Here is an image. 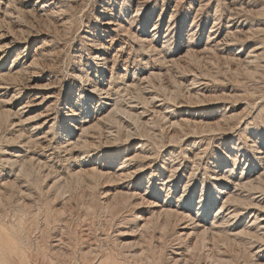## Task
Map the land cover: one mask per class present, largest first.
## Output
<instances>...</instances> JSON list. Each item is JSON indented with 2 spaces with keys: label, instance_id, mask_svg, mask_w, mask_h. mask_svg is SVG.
Wrapping results in <instances>:
<instances>
[{
  "label": "rangeland",
  "instance_id": "374dc122",
  "mask_svg": "<svg viewBox=\"0 0 264 264\" xmlns=\"http://www.w3.org/2000/svg\"><path fill=\"white\" fill-rule=\"evenodd\" d=\"M57 1H60L63 7L66 6L63 8L64 10H62L64 15H58L56 19L50 18V22H46L44 19L38 20L34 18H29L27 21L23 20L22 26L25 31H40L46 34L49 44H52V47L49 45V49L54 57L50 58L51 61L49 60L48 65L43 70L37 69L27 72L28 75L25 76V80L28 81V84H26L31 85V89H35L31 90L29 88L31 91H28V89L23 90L19 98H13L14 91L15 93L18 92V87L4 84H2L3 86L1 87L0 85V111L9 109L12 112H10L12 114L9 119L10 125L7 128L8 130L4 132V135L7 137H10L13 132L12 130H19L21 127H24L26 134L25 138H29L30 136L33 137L35 134H38V138H40L42 132L48 131V127L46 128V126L48 125L49 119L51 117H57V112L65 107V100L72 98L74 94L77 93V85L72 76V71L76 69L80 63L81 65L88 63V66L92 64V55L97 53L95 49L97 42L94 44V47L90 46L92 44L91 40L93 39V35H96L94 31L95 28L101 27L99 25L101 22L111 18L108 16H99L98 13L100 10L102 11L101 5L108 7V5L105 6L104 3H101V0ZM110 1L109 4L111 5L115 0ZM49 2L50 0H47V3L45 2L43 4L46 5ZM6 3L7 0H0V20L2 21V23H0V45H2V43L6 45L11 38L19 42L16 47L8 50L1 59V74L6 73L10 67L14 65L12 60L16 58L15 56L18 50L22 49V51H24L26 46L25 50L27 51L24 52V55L28 57L35 46L42 42L41 39L26 41V37H19L18 34L15 35L10 33L7 25V19L11 20L12 29L15 30L14 33L16 31L18 32V29H21L22 26L20 27L14 23L17 18V13L15 12H17L18 9H26V7L33 6L35 4L34 1L20 0L17 2L18 5L15 4V7H17L16 9L10 7L9 4L6 5ZM116 4L115 7L112 8V6H110L108 9L113 10L111 12H114V10L120 12L122 8L127 9L125 18L131 21L135 20V24L129 26L130 30L133 33L136 32L135 34L139 35L141 38L151 41L152 46H155L156 52L150 54L143 52L139 49V44L135 43L134 40L127 39V44L123 45V53L119 55L122 60L126 58L129 59L127 63L128 69L127 72L123 71V61H120L118 65L115 63V72L118 73V76H115L118 79L115 84H120V90H122L123 83H120L122 79L128 82H131V80L138 82L141 81L143 77H146V75L149 76L150 73L163 75L159 80L164 82V86L168 88L167 90L171 89L174 93L176 89L174 94L178 98L177 101L179 100L182 102V99L184 100L182 102V107H175L176 112L172 117L168 116V119L169 117L178 120L179 118L188 119L192 124L197 122L196 126L199 128L193 129L190 128V125H184L185 127L182 126V129L177 127L176 132L178 134L188 132V135L183 138L182 144L169 143L170 134L173 135L174 131H171L172 129L167 119L162 121L159 120L158 117H155L157 123L152 131L148 133L145 129L139 130V134L143 138L135 136L129 142H113L112 139L107 140L106 134H102L99 139L96 138L97 136H94L96 138L94 142L96 143L94 147L91 148L94 155L90 149L92 152L90 155L93 156L87 159L91 160L95 165H100L102 161L109 160L110 163L112 162L111 164H114L115 169H118L122 162L121 160L125 158L130 159L134 157L137 152L143 151L146 153L145 156L147 155V157H149V159L146 157L143 163L146 169L141 171L140 176L137 175L132 179L107 183L108 185L103 184L102 186V184H100L99 187L95 186L96 189L93 188V190H91L92 193L94 191L93 194L95 195H93L82 183L78 186L75 185L76 187L74 186V189H71V192L69 191L70 193L67 192L60 197L55 195L53 191H50L55 173L54 176L51 174L53 177L47 179L44 183H40L39 181L36 182V179H38L37 176H39V178L42 177L44 174L43 171L45 172L49 167H52L53 170L56 168L57 174L64 176L68 171L69 164L73 165L71 167L76 169L72 162L74 160H70L69 164L68 162L65 163L63 160L67 158L66 155L62 151L58 152L54 149V146L51 147V150L50 148L46 149V153L44 152L43 155L42 153L34 155L35 159L39 158L41 162L39 165L41 171L40 174L39 169L37 170L38 172L35 171L34 173L36 174H34L33 178L30 180V184H25L27 186L25 188H29L28 193L30 195L32 194L31 197H28L25 201L21 200L22 202L5 203V205L2 204V206H0V227L3 228H0V248L5 253V259H8V264H175L174 260L179 258V262L176 264H214V262L215 264H262L264 261H262V258H264V231H261L258 227L259 222L264 223V221H261V219H264L263 210H259L254 206H232L233 208L230 209V212L235 208L242 210L241 216L238 215L235 219L234 217L227 216L226 212L223 214L224 217L227 216L226 219L230 218L231 224L229 225L233 227H230L232 231L238 232L242 230V228L244 229L245 226V228H248L252 233H259V237L252 240L248 238H242V240L236 239V243L233 241L227 245L228 248L227 246L221 247V251H216L211 248L212 250L206 252L205 249L190 251L183 245H180L176 233H184L186 231L181 229L182 226L186 225L185 223H182L183 225L180 224L178 228H175L176 230L172 227H168L163 236L156 232L153 235L141 238L140 230L142 229L145 218L148 220L147 218L152 216L150 211L156 209H151L143 204H140L141 206H136L135 203L138 204L140 202V197L146 194L145 188L147 185L145 184V178H151L152 181L155 182V185L161 184V180L170 176L171 167H179L173 178L176 182L174 181L169 184V189H171V191L165 202L167 203L168 200L171 199L167 204H171V206L178 205L175 202L180 198V194L183 192L182 188L184 187V183L190 178L191 171L197 168L194 177V184H197L193 188L195 194H191L190 196L193 204L189 212L193 216L196 215V205L200 202L201 195L207 193L209 196L210 194V190H202L200 182L207 180L208 175L213 171L212 169L216 166L215 157H219L223 162L218 171L222 170L226 172L228 168L230 170L233 161L232 159H226L222 154L231 155L230 157L232 158L234 145L241 147V151L238 152V162L234 168L235 173H230L233 175V179L236 180L240 178L241 169H244V174L246 173L250 177H256L257 172H259L258 174L264 172V167L255 163L256 160L253 159L252 149L248 147L251 146L253 142V146L256 148L260 147L261 152L264 151V0H116ZM68 6H72L73 9L65 10ZM6 8H10L11 10H8L14 13V15L9 12V14H7L8 17L6 15V22L3 23L5 14H3L4 12L2 11ZM58 8V5H50V9L55 10ZM137 8L139 11L136 13L135 10H137ZM62 12L58 14H62ZM94 17L99 18V24L96 23ZM113 19L114 21L117 20V22L120 21L124 23V21L120 20L116 15ZM52 21L55 22L54 25ZM153 25L155 27H153ZM103 35L104 40L108 39L109 35L107 33H103ZM167 35L174 37L171 52H178L176 53L177 55L175 54L174 59H181L180 61L183 65V67L181 66L183 70L175 67L178 68L177 70H180V72L174 67H171L170 71L172 70L171 72L174 75H171V73L170 75L176 77H173V79L169 77L170 75L168 73H165V69L170 64L166 65V68L163 66L162 69L158 68L160 67L159 63L156 64V60L161 59L162 56V54L156 55V53L158 51H164V49L166 51V48L162 44L168 41L164 39ZM83 36L89 40L82 39ZM153 37L154 39L152 40ZM97 39H99L98 36ZM118 44L119 42L114 45L113 49L118 50ZM188 49H190V51L194 50L192 56L182 58ZM111 52L107 55L109 62L111 61L110 63L108 62L107 65L109 70L113 66L112 59L115 54V52ZM232 52L233 54L239 53V62H243L244 59L246 60L242 67H228L223 64V60ZM0 55L2 56L3 53L0 52ZM248 57L250 58L248 59L249 61L246 59ZM187 58H189V61L186 60ZM185 60L187 63L184 62ZM146 62H148L149 65H146ZM193 62L194 65L192 64ZM246 62L248 64L245 67ZM136 65L138 66L136 67ZM185 65L189 67V69H187ZM144 66H148V68H145L147 70L144 69ZM234 67H236V69ZM104 72L105 76L103 80L105 81L107 77L108 81H110L111 74L108 70H104ZM133 73H135V75ZM181 73L186 76L188 74L187 79L182 78ZM193 78H196L195 80L198 86L196 84V89H194V91L193 89L188 91L185 89V86L187 85L188 87V83L190 84ZM174 79L178 81L181 80V82L184 81L182 83L183 86L180 84L181 87L178 88L176 84L178 89L174 88L176 87V85H174ZM153 81L156 85L159 83L157 79ZM192 87L193 86H189L188 89ZM69 88H71L72 91L69 93L68 97L66 93ZM147 91L151 93L153 90L149 88ZM47 94H52L55 98H53L49 110H46L47 104L44 106L40 105V103L43 104L45 102L41 101ZM187 94H189V96ZM121 95L124 97L125 94L122 93ZM194 95L198 97H194ZM27 96L29 99H27ZM111 99L113 100L114 98ZM124 99H128V96ZM29 100H31L33 104H29L28 107L27 102ZM69 103H72L71 99H69ZM183 103L186 105L184 104V106ZM109 104L112 105L113 102H109ZM160 104L161 103H156L155 108ZM135 105L138 113H141L142 105L140 103L139 105ZM151 107L153 106L147 109H151ZM43 111L47 115L51 114V116L49 115L48 118L45 117L46 115ZM222 114L225 116V122L221 119L223 117ZM37 115L39 119L24 121L29 119V117L32 118ZM148 115H151V111H148L146 115H144V118H150ZM219 116L221 117L219 118ZM21 119L24 123L19 127V121ZM220 119L221 123L218 122ZM44 121H46V124L42 127L43 131L37 129L31 132L34 127L31 129L30 125H34L36 122L42 123ZM11 123L16 124L12 126ZM51 123L52 122L49 124ZM210 123V126H215L219 123L221 127L218 129L215 127L216 132H209L204 126ZM15 126L18 127L16 128ZM63 126L66 127L67 125L63 123ZM55 127L58 128L57 125H55ZM219 129L223 130L217 132ZM112 131L115 132L116 130ZM161 146L164 147L161 148ZM14 147L15 146L11 148V146H7L6 149L9 150H7V154L16 152V147L18 146ZM26 151L27 150H25V152H17L18 154L15 153L14 156H23L26 154H29L30 157L33 156L34 153H30L31 150ZM196 153H199V155L201 154V157H198L200 158L199 167L194 166V164L192 165V162L197 161H192L193 155L195 156ZM82 156L84 155H79V159L86 161V156ZM258 157L263 158L264 155L256 154L254 158ZM247 162L248 164H246ZM35 163L37 164V162ZM46 164H48L49 167H47ZM41 165H46V167H42ZM128 166L132 168L134 162L128 163ZM41 168L44 169L42 170ZM4 173H6V171ZM1 178L2 177H0V179ZM33 179L35 182L32 181ZM60 179L61 178H58L57 180ZM153 188L154 186L150 191H152ZM164 188L163 191L160 192L161 197L166 195ZM166 190H168V188H166ZM189 192L190 189L186 194L185 200L189 197ZM127 193H133L135 197L124 202L123 199H125ZM242 193V197H246L248 194L246 192ZM90 194L93 196H90ZM258 194L260 193L253 195L254 197L252 196L251 198H254L252 200H255V203L264 206V196ZM115 195H117V198L120 196L119 199H116L117 202L119 201V204L116 208L107 207L109 202L116 198ZM32 196H34V198ZM112 196H114L113 199ZM123 196L124 198H122ZM26 201L28 204H24ZM158 201L160 202L161 200ZM215 207L216 206L209 208L210 215L208 213L206 217L207 220L212 217L211 212L214 211ZM15 208H19L22 213L15 212ZM256 216L259 218L257 220L258 222L256 221L253 224ZM220 217H222V215ZM209 222L210 220L208 222L206 221V223ZM3 230L5 233L1 232ZM11 232L12 235L17 232L16 234L19 240L18 245L20 247H13L7 242V236L11 235ZM249 241L251 242L249 243ZM134 242H136V245ZM222 249H224V252ZM12 252H14V254ZM177 253L182 255L176 256ZM213 258H217L215 259L216 261Z\"/></svg>",
  "mask_w": 264,
  "mask_h": 264
},
{
  "label": "bare ground",
  "instance_id": "6f19581e",
  "mask_svg": "<svg viewBox=\"0 0 264 264\" xmlns=\"http://www.w3.org/2000/svg\"><path fill=\"white\" fill-rule=\"evenodd\" d=\"M18 1H20V0H7L6 5L9 4L10 7H12L13 9H16L17 7H15L16 6L15 4H17ZM33 1L35 3L33 6L26 7V9L21 8L22 10L18 9L17 12H15V13H17V18L14 21V23L16 25L21 27L23 20L27 21L29 18H34V19H38V20L44 19L46 22L47 21L50 22V20L52 18L56 19V18H58V15H64L62 10H64L63 8H65L66 6L63 7V5L61 4L60 1L50 0V2L48 3L49 6H48V4H46V5L43 4L45 2L47 3V0H33ZM110 2H111L110 0H108V1L101 0V3H104L105 6L108 5V7H104L100 4L102 11L101 10H100V12L98 11L99 16L111 17L109 20L101 22L99 24V18L94 17L96 23H98L102 28L101 27L95 28L94 31L96 32V35L95 34L93 35V39L91 40L92 44L90 43L91 44L90 46L94 47V44H96V42H97V45H95V47H96L95 49H96L97 53L92 55V64L90 66H88V63L83 64V65H81V63H80L78 65V67H76V69H74L72 71V76H73L74 80L76 81V85H77V90H76L77 93L74 94V96L72 95L73 96L72 98H68L65 100V102H66L65 107L57 112V117H51L49 119L48 125L46 126V128L48 127V131H46L44 133L42 132V135L40 136V138H38V134H35L33 137L30 136L29 138H25L26 134L24 131V127H21V128H19V130H12L13 132L11 133L10 137H7L6 135H4V132H5V130H8L7 128L10 125L9 119L11 118L10 116L12 115L11 114L12 112L9 109H7V110L3 109L0 111V177H2L0 179V206H2V204L5 205V203L19 202L21 200L25 201V199H27L28 197H31L32 194L30 195L28 193L29 188L26 189L25 187H27V186L25 184H28V185L30 184V180L33 178L34 174H36L34 172L39 169V165L41 164V162L39 161V158L35 159L34 155H37V153H42V155H43L46 149L50 148V150H51V147H53V146H54V149H56L58 152L62 151L66 155L67 158H64V160H63V161H65V163L68 162V164H69L70 160L73 159L74 161H72V162L74 163V165H75L74 167H76V169L72 168L71 166H73V165L69 164L68 171L66 172V174H64V176H62L60 174H57L56 168H55V170H53L52 167L50 168L48 166V164H46L47 167H49V168H47L48 170H45V172L43 171L44 174L42 175V177L39 178V176H37L38 179H36V182L39 181L40 183H44L47 179L53 177L54 173H55L54 181H52V185L50 186V191H53L55 195H58L60 197V196H63L64 194H66L67 192H69L71 189H74L75 185L78 186L81 183L84 186H86V188L89 189V191L92 193L91 190H93V188H95V186L99 187L100 184H102V186H103V184L106 185L107 183H111V182H119V181H124L126 179H132L133 177H136L137 175L140 176L141 171L146 169L145 164H143V163L146 160L147 155L145 156L146 153H144L143 151L137 152L136 155L130 159L125 158L124 160H121L122 162L120 163L118 169H115L114 164H111L112 162L110 163L109 160L108 161H102L101 162L102 164H100V165L93 164V162L91 160H88L90 157H92L94 155V152L91 148L94 147V145L96 143V142H94V139L95 140H96V138L99 139L102 136V134H106L107 140L112 139L113 142H119V141L129 142L135 136H140L141 138H143L139 134V130L145 129L148 131V133L150 131H152L156 127V123H157L156 122L157 120L155 119V117H158L159 120H162V121L167 119L168 122L170 123V128L172 129L171 131H174L173 135L170 134V142L169 143L182 144V140L185 136L188 135L187 134L188 132L183 133V134H178L176 132L177 127L179 129H182V126L185 127L187 125H190V128H193V129L199 128L196 126L197 122H194V124H192L191 121H189L188 119L179 118V120H178V119L170 118L176 112L175 107L181 108L182 102L184 100L182 99V102L179 100H178L179 102L177 101L178 98L174 94L176 92V89H175L174 93L171 89L170 90L172 92L170 90H167L168 88H166V86H164V82L162 81L163 82V84H162L161 80H159L160 77H162L163 75L150 73L149 76L146 75V77H143L141 81H138L139 80L138 79L137 81L139 83L134 81V80H131V82H128V81H124V79H122V80L120 79L121 80L120 83H123V86H122L123 89L122 90H120V84L119 85L115 84V82L118 80L115 77V76H118V73L115 72V67H114L115 63L118 65V64H120V61H123V65H122L123 71L127 72V69H128L127 63L129 62V59L126 58V59L122 60L121 56L119 55L120 53H123V49H124L123 45L127 44V39L128 40H130V39L134 40L135 43L139 44V49L143 52L150 54L152 52H156V50H155V46L154 47L152 46L151 41H147L146 39L141 38L139 35L135 34L136 32L133 33L130 30L129 26L135 24V20L131 21V20H127L125 18V13H126L127 9L122 8L120 10V12H117L118 10L116 9L117 11L114 10V12H111L113 10H109L108 8L110 6H112V8H113L117 4H116V0L113 1L111 5L109 4ZM50 5L51 6H55V5L57 6L58 5L59 8L53 10V9H50ZM18 8H19V6H18ZM71 8H72V6H68V8L65 10H70ZM8 9H10V8H6L4 11H2V12H4L3 14H5V19H3V23L6 22V19H7L6 15L9 14V12H10ZM135 11L137 13L139 11V9L137 8V10H135ZM60 12H62V14H58ZM10 13H12V12H10ZM12 14L14 15V13H12ZM115 15L118 18H120V20L124 21V23L120 22V21L117 22V20L114 21L113 17ZM7 17H8V15H7ZM7 20H8L7 25L9 27L10 33H13L15 35L18 34L19 37L20 36L26 37V41H30V40L36 41L39 39H41V41H42L35 46L34 50L32 51V53L30 55H28V57L26 55H24V52L27 51V50H25L26 46L24 48V51H22V49L18 50L17 54L15 56L16 58L12 60L14 65L12 67H10V69L6 73L1 74V70H0V85H1V87L3 86L2 84L10 85V86L14 85V87H18L19 88L18 92L15 93V91H14L13 98H19V95L21 94V92L23 90L28 89V91H31V90L35 89V88L31 89V85H27L28 81L25 80V76L28 75L27 72L37 70V69L43 70L48 65L50 58L51 57L53 58L54 56L51 54V51L49 49L50 44L47 40L45 33L40 32V31H38V32L25 31L23 29V26L21 27V29H18V32L16 31L17 33L16 32L14 33L15 30L12 29L13 28L12 24H11L12 21L9 19H7ZM0 23H2L1 20H0ZM52 23L54 25L55 22L52 21ZM24 24H26V23H24ZM13 26H15V25H13ZM153 27H155V26L153 25ZM28 30H30V29H28ZM153 31H155V30H153ZM86 33H87V31H86ZM103 33H107L109 35L108 39L104 40ZM151 33H153V32H151ZM97 36L99 39H97ZM11 37H13V36H11ZM105 37H106V35H105ZM125 37H126V39H125ZM173 38L174 37L173 36L171 37V35L165 36L164 39L168 40V41L163 42L162 45L166 48V51L164 49V51H158L156 53V55L162 54L161 59L156 60V62H157L156 64H158V63L160 64V67H158V68L162 69L163 66H165V68H166V65L170 64L165 69V71H166L165 73H168L169 75H170V73H171V75H174L171 72L172 70L170 71L171 67L172 68L178 67L180 69H181V66L183 67V65L180 61L181 59H179V60H176V58L174 59L175 54L178 52L177 51L171 52V46L173 44V42H172ZM23 39H25V38H23ZM82 39L89 40L85 36H83ZM153 39H154V37L152 38V40ZM19 40H20V38H19ZM223 41H226V40H223ZM18 42L19 41H16L14 38H11L9 43L7 42L6 45H3L4 43H2V45H0V52L3 53L2 56L0 55V63H2L1 59L5 56L4 54L8 50H11L13 47H16ZM118 42H119V44H118L119 49L118 50L113 49L114 45H116ZM50 46L52 47V44ZM178 50H179V48H178ZM111 51L115 52V54H114L113 59H112L113 66L109 70V67L107 66L108 62H109L107 55ZM192 52H194V50L190 51V49H188L187 52L185 53L186 56L184 55V57H182V58H185L187 56L191 57L193 54ZM53 53H55V52H53ZM197 56H198V54H197ZM249 57L246 59L247 60L250 59ZM239 58H240L239 53L233 54V52H232L231 54L227 55V57L225 59L223 58L224 59L223 64L227 65L228 67L229 66H236L237 68L242 67L244 65V61H246V60L244 59L243 62H239V60H240ZM194 59H195V57H194ZM186 60L189 61V58H187ZM186 60L184 62H186ZM247 62L245 63V67L248 64ZM190 63H191V61H190ZM147 64H148V62H146V65ZM192 64L194 65V62ZM193 65H191V66H193ZM137 66L138 65H136V67ZM145 66H144V69L148 68V66L147 67H145ZM236 67H234V68L236 69ZM178 68H175V69L177 70ZM187 69H189V67H187ZM104 70L105 71L108 70V72L111 74L110 75L111 76L110 81H108V78L106 77V80H105L106 83L103 80V77L105 76ZM145 70H147V69H145ZM181 70H183V69H181ZM177 71L180 72V70H177ZM133 74L135 75V73H133ZM171 75L169 76L170 78L172 77ZM187 76H188V74H187ZM187 76L185 74L181 75L182 78H186V79H187ZM124 77H126V76H124ZM173 77L171 79H173ZM174 78H176V77H174ZM132 79H134V78H132ZM155 79H157L159 82L157 85L154 84L155 82L153 80H155ZM195 79L194 78H193V80L191 79L192 81H190V84L188 83L189 86H193V87L188 89L189 86L187 87V85H186L185 89H187L188 91L193 89V91H194V89H196L195 85L197 84ZM25 81H27V82H25ZM164 81H165V79H164ZM183 82H181V80H179V81L175 80L174 85L177 84L178 88H180L181 87L180 84L182 85ZM169 84H171V83H169ZM177 85L174 88H177ZM197 86H198V84H197ZM6 87H8V86H6ZM29 88L31 90H29ZM149 88H151L153 90L152 92L150 91L151 93H149L147 91V90H149ZM2 89H4V88H2ZM51 89H54V88H51ZM71 91H72V89L69 88L67 90L66 96L69 97V93ZM122 93L125 94L124 97H122V95H121ZM192 94H194V93H192ZM187 95L189 96V94H187ZM126 96H128V99H124ZM194 97H198V96L194 95ZM53 98H54V96L52 94H47L41 101V102H44V101L45 102L43 104L40 103V105L44 106L45 104H47L46 110L47 109L49 110V108H51ZM111 98H114V99L112 100ZM200 98H199V100H200ZM27 99H29L28 96H27ZM69 99L72 100V103H69ZM109 102H113V104L110 105ZM196 102H197V100H196ZM139 103L142 105L141 113L140 112L138 113V111L136 110L135 104L139 105ZM156 103H158V104L161 103V104L156 106V108H155ZM29 104H33L31 102V100H29L27 102L28 107H29ZM184 104L185 103H183V105ZM5 105H6V103H5ZM150 106H153V107H151V109H147ZM46 110H44V111H46ZM44 111H43V113H44ZM148 111L149 112L151 111V115H148L150 118L146 119V118H144L145 117L144 115H146V113ZM152 114H153V116H152ZM223 114H222V116H223ZM45 115H46L45 117H47V118L49 117V115L51 116V114H49V115L45 114ZM168 116H170L169 117L170 120L168 119ZM38 117H39L38 115L34 116L32 118L29 117V119H26L24 121H34V119H37ZM220 117L221 116H219V118ZM40 118H41V115H40ZM15 119H16V117H15ZM221 119H223V121L225 122V116H223ZM221 119L218 121L219 123H221ZM24 121L22 119L19 121L20 122V125L18 124L19 127L21 126L22 123H24ZM50 122H52V123L49 124ZM224 122H222V123H224ZM16 123H14V124L11 123V124L13 126ZM63 123L66 124L67 126L64 127ZM219 123L216 124L215 126L214 125L210 126L211 125V123H210L209 125H206L204 127L206 129H208L209 132L210 131L216 132L215 127H217V129L221 127V125H219ZM45 124H46V121H44L42 123L36 122L34 125H30L31 129L34 127V129L31 130V132L36 131L37 129H39L40 131H43L42 127ZM212 124H214V123H212ZM55 125H57L58 128L55 127ZM226 126H227V124H226ZM3 127H4V129H3ZM15 127L17 128L18 126H15ZM15 127H14V129H15ZM112 130H116V131L113 132ZM220 130H223V129H219V130H217V132ZM120 132H122V133H120ZM113 133H114V135H113ZM94 136H97V137L95 138ZM195 142H197V141H195ZM231 144H233V143H231ZM7 146L8 147L11 146V148L13 146H15V147L18 146V147H16V152H14L12 154H7V150H8V149H6ZM164 146H161V148ZM96 147H98V146H96ZM248 147H249V149H252L253 155L252 154L251 155L253 156V159L256 160L255 163L264 167V157L263 158H260V157L254 158L256 156V154L264 155V151L261 152L260 147L256 148L255 146H253V142H252V145L248 146ZM159 148H160V146H159ZM90 149L92 150L93 155H90L92 153L90 151ZM240 149H241V147H239L237 145L233 146L234 153L232 155V158L230 157L231 155L228 156L227 154H222L226 159H232V161H233L230 170L228 168V170L226 172H223L221 169H220L221 171H218V169L221 167L223 162L219 159V157H215L216 158V160H215L216 166L212 169L213 171L210 172V174L208 175L207 180L200 182L201 183L200 185L202 186V190H210V192H209L210 194L208 193L209 196L207 195V193H204L203 195H201L200 200H199L200 202L197 203V205H196L197 210L194 207V209L196 210V215H194V216L191 215L189 212H190V209H191L192 204H193V201L191 200L190 196H191V194L192 195L195 194V192H193L194 191L193 188L197 184V183L194 184L195 171L197 170V168L195 170L193 169L191 171L190 178L184 183V185H183L184 187L182 188L183 192L180 194V198L175 202L178 204V205L175 204L176 206H171V204H167L171 199L168 200L167 203H165V202H166L167 198L169 197L170 191H171V189H169V184L173 183L175 181L173 178L175 177L179 167H171L170 176H168L164 180H161L162 181L161 184L155 185V182H153L151 178H149V179L145 178V184L147 185V187L145 188L146 194L144 196H141L139 199L140 202L138 204L135 203V205L137 206V205L143 204L144 206H147L151 209L155 208L156 210L150 211L152 213V216H150V218L148 217L147 218L148 220H146V218H145V220L143 219L144 222L142 225V229L140 230V237L142 238V237H146L148 235H153L156 232L163 236L165 234V232L167 231L168 227L169 228L172 227L175 229V228H178V226L180 224L185 223L186 225L182 226L181 229L186 230V231L184 233H181V232L176 233L178 236L177 240L180 242V245H183L186 249H188L190 251L205 249L206 252L210 251L212 249L216 250V251H221V247H226L228 244L235 241L236 239L242 240V238H246V239L248 238V239L252 240L254 238L255 239L258 238L259 233L258 234L252 233L248 228H245V226H244V229L242 228V230H240L238 232L237 231L235 232L234 230L232 231V229L230 228L232 226L229 225V224H231V220H229L230 218L226 219L227 216L234 217V219H235L236 217H238V215H240L242 213V210H240L239 208H235L232 212H230V209H232L234 206H238V207L239 206H242V207L254 206L255 208H258L259 210L264 211V206H261L259 203H255V200H252L254 198H251L253 195H255L257 193H260L264 196V172H262L261 174H258L259 172H257L256 177H250L246 173L244 174V169H241L240 178H238L236 180L233 179L232 174L234 172L235 165L238 162L237 161L238 160V152L241 151ZM25 150H27V151L31 150L30 153H34L33 156L30 157L29 154L28 155L26 154L23 156H19V155L14 156L15 153L21 152V151L25 152ZM190 153H191V151H190ZM81 154L86 156L85 159H87V158L88 159L86 161H83V159H79V155H81ZM200 155H199V153L198 154L196 153L195 156L193 155L192 161L197 160L199 162L200 158H198V157H201ZM84 156H82V157H84ZM38 157H39V155H38ZM147 158L149 159V157H147ZM197 161L192 162V165L194 164V166L199 167L200 162L198 163ZM35 162H37V164ZM130 162H134V166L132 168H130L128 166V163H130ZM188 164H190V163H188ZM246 164H248V162ZM46 165L45 166L43 165V166L46 167ZM36 166H38V167H36ZM5 171H6V173H4ZM40 171L41 170L39 169V174H40ZM231 172H232V174H230ZM51 174H53V176ZM251 174H253V173H251ZM60 176H62V177H60ZM35 178H36V175H35ZM58 178H61V179L57 180ZM32 181H34V179ZM196 182H197V180H196ZM23 184H24V186H23ZM32 184H34V183H32ZM35 186H37V185H35ZM153 186H154V188L152 189V191H150V189ZM155 188H157V189H155ZM163 188L165 189L166 195L164 197H161L160 192L163 191ZM166 188H168V190H166ZM189 189H190L189 197L185 200L186 194L189 191ZM242 192L248 193L247 196L242 197L243 196ZM93 193H94V191H93ZM260 194H258V195H260ZM93 195H95V194H93ZM93 195L90 194V196H93ZM116 196L117 195H115V197ZM137 196H139V195H137ZM32 197L34 198V196H32ZM113 197L114 196H112V199H113ZM119 197L120 196H118V198L117 197L114 198L112 201L109 202L108 205L106 204L107 207L116 208V206L119 204V201L117 202L116 199H119ZM133 197H135L133 193H130V194L127 193L125 196V199H123V201L127 202L128 200H130ZM122 198H124V196ZM108 199H111V198H108ZM158 200H161V201L159 202ZM120 201H122V200H120ZM36 202H37V200H36ZM24 204H28L27 201ZM65 206H66V204H65ZM214 206H216V207H215L214 211L211 212L212 217L210 219L208 218V220H207L206 217L209 213V210H210L209 208L214 207ZM89 208H90V206H89ZM15 210H16L15 212H17V213H20V212L22 213V211L19 208L18 209L15 208ZM105 210H106V207H105ZM225 212L227 213L226 217L223 216V214ZM61 215H63V214H61ZM209 215H210V213H209ZM221 215H222V217H220ZM262 215H261V217H262ZM258 219L259 218L256 216L255 220L254 221L252 220L253 224ZM209 220H210V222L206 223V221L208 222ZM261 221H264V219H261ZM258 228L261 231H264V223L259 222ZM1 229H3V228H1ZM4 230H5V228H4ZM4 230L1 232H4ZM16 233H14L12 235V232H11V235L7 236V242L10 245H12L13 247L19 246L18 245L19 240H18ZM2 235H3V233H2ZM250 242L251 241H249V243ZM135 243L136 242H134V244ZM235 243H236V241H235ZM247 245H249V244H247ZM21 247H22V245H21ZM133 248H134V246H133ZM227 248H228V246H227ZM20 249H23V248H20ZM222 250L224 252V249H222ZM10 251H12V250H10ZM12 253L14 254V252H12ZM215 254H213V255H215ZM177 255H182V254L177 253L176 256ZM179 259H175L174 263L175 264L178 263ZM215 259H217V258H215ZM7 260L5 259V253L0 248V264H8ZM263 260H264V258H262V261ZM14 261H15V259H14ZM214 264H215V262H214ZM262 264H264V261Z\"/></svg>",
  "mask_w": 264,
  "mask_h": 264
}]
</instances>
